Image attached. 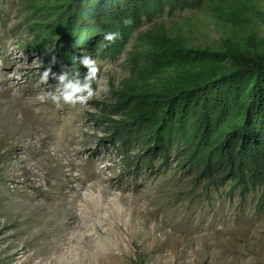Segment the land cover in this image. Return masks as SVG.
<instances>
[{"label":"rangeland","instance_id":"rangeland-1","mask_svg":"<svg viewBox=\"0 0 264 264\" xmlns=\"http://www.w3.org/2000/svg\"><path fill=\"white\" fill-rule=\"evenodd\" d=\"M30 2L0 0V264H264L261 190L210 188L160 158L131 174L104 142L137 34L167 30L197 47L226 37L264 45L256 13L264 1L249 0L236 17L213 4L146 21L117 59L95 58L100 87L86 105L59 108L32 99L56 79L49 71L40 80L50 50L25 46Z\"/></svg>","mask_w":264,"mask_h":264},{"label":"trees","instance_id":"trees-1","mask_svg":"<svg viewBox=\"0 0 264 264\" xmlns=\"http://www.w3.org/2000/svg\"><path fill=\"white\" fill-rule=\"evenodd\" d=\"M30 1L32 35L25 46L50 50L46 68L53 74L78 69L81 76V55L117 59L146 21L165 12L217 4L236 17L249 2ZM126 18L132 22L125 25ZM106 32H116L115 40L104 41ZM248 39L226 37L213 48L191 46L167 30L137 34L131 74L112 90L104 138L118 148L131 174L143 165L154 169L160 158L161 167L194 174L210 188L229 183L231 190L264 195V45Z\"/></svg>","mask_w":264,"mask_h":264},{"label":"clouds","instance_id":"clouds-1","mask_svg":"<svg viewBox=\"0 0 264 264\" xmlns=\"http://www.w3.org/2000/svg\"><path fill=\"white\" fill-rule=\"evenodd\" d=\"M132 21L130 18L124 19L123 23L125 25L130 24ZM117 36L116 32H106L103 35L104 41H114ZM80 65L86 68L83 76L78 69H73L71 71L64 70L59 74L55 75L56 84L54 88L48 92L37 94L33 97V102L44 103L45 101L50 102L57 108L64 104L75 105L80 104L82 106L86 105L96 93L92 87L94 82L97 83V91L99 90V83L97 79V73L100 71V65L97 60L90 55H81L79 57ZM48 69L44 70L41 74V82H47L49 79ZM104 91H107L105 88Z\"/></svg>","mask_w":264,"mask_h":264}]
</instances>
